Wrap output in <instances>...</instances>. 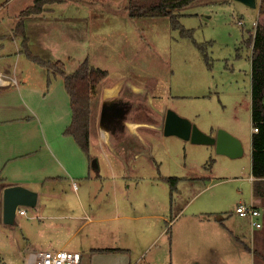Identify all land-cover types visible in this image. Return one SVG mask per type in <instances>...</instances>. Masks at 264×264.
<instances>
[{
  "label": "rangeland",
  "instance_id": "rangeland-1",
  "mask_svg": "<svg viewBox=\"0 0 264 264\" xmlns=\"http://www.w3.org/2000/svg\"><path fill=\"white\" fill-rule=\"evenodd\" d=\"M126 1L100 0L86 7L65 0L55 5L48 17L59 19L82 9L97 13L87 19L97 24L89 28L84 25L82 41L74 45L63 44L56 49L58 42L51 40L43 49L45 38H59V30H54L59 26L52 25L53 30L46 34L41 23L31 29V52L51 61L61 59L67 74L87 60L107 72L104 82L129 79L145 86L155 97V107L172 110L208 136H216L219 130L230 134L239 140L243 153L229 158L217 154L214 146L196 145L178 137L163 138L158 143L154 138L153 158L141 159L136 173L127 178L116 167L117 177L111 179L107 157L96 151L99 154L91 165L98 162L94 171L101 180L93 185L121 187L125 201L141 209L146 206L141 214L164 216V221L146 219L147 249L133 254L135 260L143 252L137 264H263L256 262L251 251L259 248L264 253V213L260 212L262 228L254 232L249 221L235 213L238 204L253 205L248 41L254 34L260 0H255V7L235 0H200L178 11V28L167 17H128ZM1 4L7 5L0 9L3 31L27 3L0 0ZM60 28L73 31L69 25L61 24ZM70 36L80 37L79 33ZM0 42L3 61L17 66L26 82L33 83L45 75L59 77L52 69L28 61L9 37ZM173 177L179 180L175 190L166 181ZM67 185L61 183V192H68Z\"/></svg>",
  "mask_w": 264,
  "mask_h": 264
},
{
  "label": "crops",
  "instance_id": "crops-1",
  "mask_svg": "<svg viewBox=\"0 0 264 264\" xmlns=\"http://www.w3.org/2000/svg\"><path fill=\"white\" fill-rule=\"evenodd\" d=\"M23 1L27 5L22 6L10 24L4 25L3 31L0 29V40L9 37L15 43L16 51H22V40L14 33L21 22L29 53L47 63L61 62L64 68L59 58L51 61L31 52V29L42 23L44 33L48 34L53 30H50L52 25L58 24L59 28L54 30H59V38L48 36L41 47L44 49L46 42L51 44L54 40L58 42L56 49H60L63 44L74 45L82 41L83 26L89 28L97 24L87 20L91 14L97 13L76 9L72 15L59 16V19L48 17L55 5H62L65 1L61 0L45 6L38 15L20 18V12L35 0ZM99 1L74 0L86 7ZM4 6L7 5L1 4L0 9ZM31 21L35 25L29 26L33 24ZM2 22L0 20V24ZM61 24L69 25L73 31L63 28L64 32ZM76 33L80 37L70 36ZM84 41L89 42V38L85 37ZM49 49L50 46L46 50ZM2 51L0 46V74L14 78L16 83L7 77L0 83V264H25L30 253L59 250L77 257L72 264H137L147 249L146 219L164 221V216L141 214V211L146 212V206L141 209L125 201L121 187L93 185L101 179L94 171L99 166L98 162L93 167L91 161L99 154H95L96 151L106 156L113 180L117 177L116 167L121 169L125 178L136 173L141 159L153 158L151 141L154 138L159 143L163 138L176 137L163 134L167 108L155 107V97L145 86L129 79L107 83L105 78L91 104L90 143L88 153H85L72 136L64 133L71 122V110L63 79L45 75L33 83L26 82L17 66L3 61ZM27 60L51 69L29 58ZM22 65L26 66L25 63ZM253 133L252 129L250 158ZM250 181L252 187L251 174ZM61 183L69 184L68 192H61ZM53 184L58 187L51 186ZM13 185L35 192L37 199L33 208H19L25 214L17 213L9 225L3 222L2 191ZM252 200L253 205L258 206L259 201ZM259 209L262 213L263 210ZM139 249L144 250L134 260L133 254Z\"/></svg>",
  "mask_w": 264,
  "mask_h": 264
},
{
  "label": "trees",
  "instance_id": "trees-1",
  "mask_svg": "<svg viewBox=\"0 0 264 264\" xmlns=\"http://www.w3.org/2000/svg\"><path fill=\"white\" fill-rule=\"evenodd\" d=\"M198 1L200 0H127L126 11L130 18L167 17L171 20L172 26L178 28V11ZM56 2L61 0H35L31 6L20 12L19 17L38 15L43 12L45 6ZM21 24V22L18 23L14 33L22 40L21 45L25 56L51 68L63 79L71 110V122L64 133L72 136L78 146L88 153L91 104L107 72L93 67L85 60L74 72L66 74L61 62L47 63L32 56L26 46L27 39ZM248 45L251 47L250 116L253 129H257L251 137V176L253 178L251 193L252 197L259 201L256 208H261L264 213V0H260L258 20L254 34L249 37ZM166 181L170 189L175 190L179 180L168 178ZM245 248L250 251L248 247ZM251 253L256 262L264 264V253L259 248Z\"/></svg>",
  "mask_w": 264,
  "mask_h": 264
},
{
  "label": "water",
  "instance_id": "water-1",
  "mask_svg": "<svg viewBox=\"0 0 264 264\" xmlns=\"http://www.w3.org/2000/svg\"><path fill=\"white\" fill-rule=\"evenodd\" d=\"M245 6L255 7V0H235ZM163 134L165 136H176L182 140L190 141L196 145H213L216 153L229 158L240 157L243 153L238 139L230 134L219 130L216 136H208L202 133L195 125L172 110L165 115ZM95 167V161H93ZM3 194V222L12 224L19 208H33L36 204L37 195L25 187L13 185L5 187Z\"/></svg>",
  "mask_w": 264,
  "mask_h": 264
},
{
  "label": "built area",
  "instance_id": "built-area-1",
  "mask_svg": "<svg viewBox=\"0 0 264 264\" xmlns=\"http://www.w3.org/2000/svg\"><path fill=\"white\" fill-rule=\"evenodd\" d=\"M8 78L10 81L16 83L14 78H10L8 76H4L0 74V83ZM254 132H257V129H253ZM17 213L20 215H24V210H17ZM235 213L243 219L249 221L250 227L252 230H259L262 227V223L260 221V210L256 208L254 205H244L238 204ZM77 257L75 255L68 253L67 251H40L36 253H30L26 259L25 264H72Z\"/></svg>",
  "mask_w": 264,
  "mask_h": 264
}]
</instances>
